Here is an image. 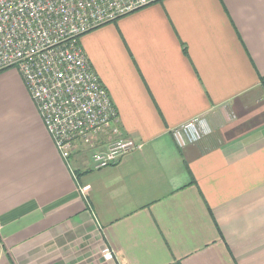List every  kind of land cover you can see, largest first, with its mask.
<instances>
[{
    "label": "crops",
    "instance_id": "1",
    "mask_svg": "<svg viewBox=\"0 0 264 264\" xmlns=\"http://www.w3.org/2000/svg\"><path fill=\"white\" fill-rule=\"evenodd\" d=\"M80 44L118 122L68 161L0 72V264H264V0H161ZM119 136L135 149L94 169Z\"/></svg>",
    "mask_w": 264,
    "mask_h": 264
},
{
    "label": "built area",
    "instance_id": "2",
    "mask_svg": "<svg viewBox=\"0 0 264 264\" xmlns=\"http://www.w3.org/2000/svg\"><path fill=\"white\" fill-rule=\"evenodd\" d=\"M161 0H0V72L15 69L35 104L46 132L68 161L79 147H91L110 133L118 115L91 68L80 38L88 31ZM193 118L172 130L180 146L204 132ZM122 136L94 150V169L114 165L135 149ZM1 245V242H0ZM101 255L113 260L104 245Z\"/></svg>",
    "mask_w": 264,
    "mask_h": 264
}]
</instances>
